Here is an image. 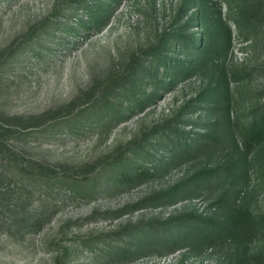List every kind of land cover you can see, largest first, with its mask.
<instances>
[{
    "label": "rangeland",
    "instance_id": "rangeland-1",
    "mask_svg": "<svg viewBox=\"0 0 264 264\" xmlns=\"http://www.w3.org/2000/svg\"><path fill=\"white\" fill-rule=\"evenodd\" d=\"M182 1L0 0V264H264L263 231L236 249L172 243L180 219L216 213L220 182L264 218V139L241 145L264 112V19L241 30L212 0L229 40L200 44ZM181 29L202 69L169 79L160 57H191ZM177 129L215 139L172 162Z\"/></svg>",
    "mask_w": 264,
    "mask_h": 264
},
{
    "label": "trees",
    "instance_id": "trees-1",
    "mask_svg": "<svg viewBox=\"0 0 264 264\" xmlns=\"http://www.w3.org/2000/svg\"><path fill=\"white\" fill-rule=\"evenodd\" d=\"M228 4L232 6L233 19L235 25L239 29H244L246 26L255 24L257 21L264 19V0H229ZM229 7V8H230ZM215 3L212 0H183L179 8V12L183 16H187L188 13L193 14L187 20L186 25L189 22L197 20L202 28V33L198 39L201 44L206 37L210 36L212 42L218 41L224 42L229 40V31L225 24L215 15ZM185 29L179 30L177 34H174V40L179 44L189 57V61H180L168 56H162L159 59L160 65H162L167 73H169V79H179L187 75L201 71L202 58L195 55L194 52H187L188 49H195V41L192 36L186 34ZM205 51V50H204ZM155 81V87L165 86V83L160 80ZM220 88V87H219ZM212 101H217V97L209 98ZM212 109H209V111ZM175 143L173 144V162L180 155L184 154V157L189 158L205 148L210 141H213L214 135H210L206 139L195 138L188 140L184 138V132L177 129L172 132ZM264 139V112L257 121L252 122L249 128L244 129L241 133V145L243 148L251 149L257 146ZM234 151H237L236 144L231 138ZM240 146H238L239 149ZM245 149H243L244 152ZM229 155L230 161L226 164H219L215 168L207 172L208 175L214 176V182L206 181L216 185L219 179L224 175H231L232 168L236 164V160ZM235 162V163H234ZM233 165V166H232ZM140 177L149 176L147 172H141L138 174ZM131 179V178H126ZM225 181V177L224 180ZM224 182L218 183L219 189L221 188L217 198L213 200L209 206L213 207L216 213L209 218H202L198 216H189L180 219L178 225H188L186 232L183 235H177L172 237V243L175 246H181L182 244H191V242H197V246H203L207 248L219 247H232L236 248L245 247L251 243L253 236L258 232H264V218L255 219L254 217H247V211L242 207H239L237 201L233 198L239 196V192L230 187L223 186ZM198 185V184H197ZM210 185V184H209ZM190 189H194L196 184L190 183ZM222 186V187H221ZM196 191V190H195ZM165 226V224H162ZM168 225V224H167ZM170 239V240H171ZM195 241V242H194ZM262 258L258 255L242 256L237 259L233 264H261ZM232 264V263H227Z\"/></svg>",
    "mask_w": 264,
    "mask_h": 264
}]
</instances>
